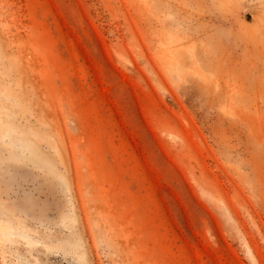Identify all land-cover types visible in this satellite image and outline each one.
<instances>
[{
  "label": "rangeland",
  "instance_id": "374dc122",
  "mask_svg": "<svg viewBox=\"0 0 264 264\" xmlns=\"http://www.w3.org/2000/svg\"><path fill=\"white\" fill-rule=\"evenodd\" d=\"M0 264H264V0H0Z\"/></svg>",
  "mask_w": 264,
  "mask_h": 264
}]
</instances>
